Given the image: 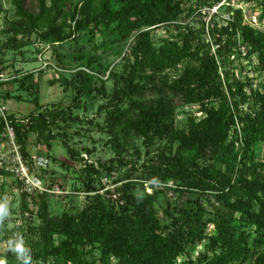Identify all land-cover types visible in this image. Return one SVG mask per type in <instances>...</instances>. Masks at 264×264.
Segmentation results:
<instances>
[{"label":"trees","instance_id":"obj_1","mask_svg":"<svg viewBox=\"0 0 264 264\" xmlns=\"http://www.w3.org/2000/svg\"><path fill=\"white\" fill-rule=\"evenodd\" d=\"M9 1L13 17L8 21V46L37 41L54 48L69 44L76 51L75 60L83 59L82 63L100 73L107 68L100 62L105 53L129 44L130 54L123 72L110 71L114 78L110 91L87 68H79L70 77L63 73L50 79L74 89L68 105L40 102L34 80L42 72L9 78L33 95L35 108L24 115L13 110L6 116L0 113V139L7 136L8 123L26 160L31 156L27 149L30 132L48 149L54 139L62 137L69 155L77 158L61 123L79 119L73 107L81 103L85 92L97 90L106 96L98 110H104L103 122L97 124L111 142L119 145L139 135L148 143L167 139L176 147L169 155L148 161L113 157L99 159L98 164L86 162L90 182L81 207L56 212L50 208L48 192H38L34 198L24 190L23 221L11 228L3 222L0 239L7 242L22 236L33 264H264V159L256 157L257 145L264 142V89L253 88L252 79L239 77L227 61L230 54L241 55L236 47L244 46L245 55L257 54L264 76V29L245 22L241 8L226 6L232 16L220 26L213 18L209 31L214 39L206 41L204 20L201 27L178 20L186 11L184 0ZM216 1L196 3L210 7ZM161 27L173 31L156 45L152 31ZM97 33L100 40H96ZM87 41L95 51L85 55ZM212 44H216L214 51ZM217 55L223 59L219 61ZM57 56L65 65L63 56ZM2 63L0 58V73ZM172 69L181 73L172 75ZM13 95L11 90L0 89V102L5 104ZM15 96L23 97L21 93ZM188 103H199L205 114L197 118L192 113L184 126H176L175 109ZM244 103H248L246 108ZM122 168L114 189L96 184L104 172ZM0 173L9 174L3 169ZM170 181L174 190L189 195L181 204L168 200L160 218L154 202L164 190L156 185ZM145 182L153 190L138 193ZM3 192L1 188L0 202ZM29 195L36 209L29 206ZM210 223L212 231H208ZM204 240V249L194 255ZM0 259L23 264L8 247L0 252Z\"/></svg>","mask_w":264,"mask_h":264},{"label":"rangeland","instance_id":"obj_2","mask_svg":"<svg viewBox=\"0 0 264 264\" xmlns=\"http://www.w3.org/2000/svg\"><path fill=\"white\" fill-rule=\"evenodd\" d=\"M183 6L186 8L179 21H189L195 27H201L202 20L205 21V31L202 36L206 41L212 42L214 36L210 33L209 28L212 26V20L218 22V25L227 24L229 16L233 11H226V6L241 8L244 14L245 22H249L254 26L264 29V3L260 0H217L212 6H198L196 0H184ZM13 17V8L9 0H0V58L3 59V72L0 73L1 80L0 89L2 91L11 90L13 96L6 100L5 105L9 110L15 111L18 115L27 114L35 108V103L30 99L28 91L21 90L19 82L8 80L14 75L22 77L26 72L33 71L35 76L42 72L43 74L38 80H34V87H37L40 95V102L49 106L52 102H61L68 105L72 102L75 94L73 88L66 89L57 82H50V79L57 77L59 74L72 76L79 68H87L91 74L100 76L110 91L114 85V78L110 76V71L121 73L124 71V63L126 56L130 54L129 44H125L118 50H111L102 55L100 62L107 65L103 72H99L96 68H91L82 63V60H75V50L69 44L64 47L54 48L42 42H34L21 47H13L6 45V40L11 34L8 31V21ZM172 28H157L152 31L153 39L156 45L162 43L164 38H168L172 34ZM217 34V32H216ZM101 35L97 33L96 40H100ZM216 44H212L214 51ZM241 50V55L230 54L227 58L231 71H234L242 79L251 78L252 87L264 89L263 70L259 66L257 54L245 55L246 48L244 46L236 47ZM85 55L94 52L91 42H86ZM101 51H98V53ZM60 53L65 65H61L57 56ZM219 61L223 59L222 55H217ZM172 75H179L180 69H172L169 71ZM18 77V78H19ZM92 86L94 83L91 84ZM247 91L250 87L246 86ZM21 93L22 98L15 95ZM2 100V99H0ZM106 100V96L102 92L94 90L85 92L81 97V103L73 107V114H78L79 119H69L62 122V129L66 133L67 141L75 148L78 153L77 158L69 155L66 146L63 144L62 137L53 140L52 147L48 149L45 144L37 143L36 135L29 133L27 149L30 155L43 154L49 158V165L46 168H39L30 165L28 168L24 163L19 151L15 148L13 142L8 136L0 139V169L7 170L9 174L0 173V189L3 188V197L9 201L10 217L5 216L3 222L7 227H13L23 221L22 217V199L23 191L26 190L38 197V192H48L50 208L56 212H61L65 207H81L86 197V187L90 182L86 162L93 161L98 164V160H108L110 158H128L137 159L139 162L148 161L151 158L160 155H169L176 145L171 144L167 139H158L154 143H148L144 136L133 135L119 145L110 141V135L104 132L98 122H103V111H98L99 106ZM248 103H244L243 107H247ZM199 103H188L184 106L177 107L173 113L174 124L176 126H184L186 119L190 114H195L197 118L205 114L200 111ZM90 118H94L90 122ZM239 127V126H238ZM64 138V137H63ZM256 157L264 159V142H260L256 147ZM125 168L114 169L111 174L101 175L100 180L96 184H104L105 188L114 189L116 184L115 178L122 173ZM169 185H156L157 188L163 187V193H160L159 199L154 202L157 215L164 217V211L168 207V200L174 204L183 203L189 193L174 190L173 181ZM105 188H102L103 191ZM153 187L149 182H145V188L138 187L137 192H151ZM32 196H28L29 206L37 208V204L32 200ZM1 227V225H0ZM213 230V225H208V231ZM2 231H0V236ZM207 240L197 244L194 255L200 249H204ZM7 249V242L0 239V252ZM96 256L100 254L98 249L94 250Z\"/></svg>","mask_w":264,"mask_h":264},{"label":"clouds","instance_id":"obj_3","mask_svg":"<svg viewBox=\"0 0 264 264\" xmlns=\"http://www.w3.org/2000/svg\"><path fill=\"white\" fill-rule=\"evenodd\" d=\"M9 201L5 198V202H0V225L3 224L5 216L11 215L9 210ZM8 249L13 252L18 261H22L23 264H33L32 256L29 254L30 249L26 247L25 241L22 236H17L15 239L9 238L7 241ZM0 264H6V262L0 259Z\"/></svg>","mask_w":264,"mask_h":264},{"label":"built area","instance_id":"obj_4","mask_svg":"<svg viewBox=\"0 0 264 264\" xmlns=\"http://www.w3.org/2000/svg\"><path fill=\"white\" fill-rule=\"evenodd\" d=\"M178 66H182V63H180ZM1 79V78H0ZM9 112V109L7 108V106L0 102V113L3 116H6V113ZM5 134L9 137V139L13 142V144L15 145V148L20 152V146L19 144L16 142L15 139V133H14V129L13 127L7 123L6 125V132ZM21 157L23 158L24 163L27 165V167L29 168L30 165H35L39 168H46L49 165V158L46 155L43 154H32L29 158V160H26L22 154Z\"/></svg>","mask_w":264,"mask_h":264}]
</instances>
